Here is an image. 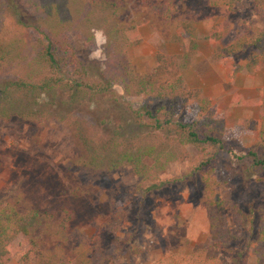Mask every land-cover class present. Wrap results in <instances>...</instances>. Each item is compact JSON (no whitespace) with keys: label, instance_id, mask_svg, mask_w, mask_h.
<instances>
[{"label":"rangeland","instance_id":"obj_1","mask_svg":"<svg viewBox=\"0 0 264 264\" xmlns=\"http://www.w3.org/2000/svg\"><path fill=\"white\" fill-rule=\"evenodd\" d=\"M175 1L174 11L165 20L150 7L142 6L139 0H123L121 17L132 18L141 38L126 51L129 62L136 73H145L153 68L155 52L178 53L180 49L171 41V33L180 34L178 21H190L201 39L198 55L181 72L183 81L188 88H198L201 96L218 109L225 128L233 131L234 141L238 138L236 144L252 145L255 137L247 140L235 130H239V124L253 132L264 127V103H257L259 89L264 86V70H242L230 79L226 68L214 61L213 45L202 37L214 23L225 20L228 31L221 40L225 44L239 31L249 32L251 27L264 29V16L252 12L251 0L238 1L232 11L211 7L208 0ZM5 2L14 18L28 26L36 24L35 17L23 5ZM77 21L73 19L72 25L76 32H82L86 24L77 25ZM91 32L94 45L89 47L83 38H78L77 52L87 77L105 82L108 64L104 63L107 59L102 47L104 36L99 28ZM243 62L240 59L239 64ZM232 93L254 104L230 105ZM65 98L64 95L53 98L54 105L49 107L76 121L77 129L90 136L109 138L114 132L129 136L143 130L135 125L130 112L142 102V97L125 94L118 86L105 93L86 95L71 106L60 104V99ZM47 99L41 97L39 105H45L42 101ZM184 105H180V112ZM70 122L48 121L39 125L15 115L0 118V199L13 202L20 213L33 209L50 214L53 228L64 215L63 208L72 211L64 234L38 235L39 248L51 255L58 251L61 258L54 262L47 257L33 261L32 254L28 253L27 264H76L78 245L83 250L89 247L107 250L113 238L126 235L132 250L115 254L109 264L241 263L235 251L239 244L220 249L208 233L202 185L197 174L191 172L202 157L200 153L186 147L189 159L171 162L158 174L159 180L166 181L164 185L142 195L129 190L135 177L128 166L95 172L80 165L85 153ZM210 154L219 197L234 203L244 213L252 212L251 237H255L257 208L264 209L263 185L256 182L260 174L257 176L237 165L224 149ZM232 213L231 207L225 209L227 224L234 232L244 235L245 227L235 221ZM109 223H116L113 231L107 229ZM57 246L61 251L56 250ZM23 251H15L0 264H19L16 258ZM245 264H255L254 256L249 255Z\"/></svg>","mask_w":264,"mask_h":264},{"label":"trees","instance_id":"obj_2","mask_svg":"<svg viewBox=\"0 0 264 264\" xmlns=\"http://www.w3.org/2000/svg\"><path fill=\"white\" fill-rule=\"evenodd\" d=\"M10 1L23 5L35 17L36 24L28 26L14 18L10 6L0 0V118L15 115L39 125L48 121H71L69 124H73V133L85 153L80 165L95 172L128 166L135 177L129 190L142 195L159 190L166 181L159 180L158 174L173 161L189 159L186 147H192L202 155L191 172L197 174L202 185L208 233L214 244L220 249L239 244L235 251L240 264H245L249 255L254 256L255 264H264V209L257 208L256 235L251 237L252 212L244 213L234 203L219 197L218 183L210 165V152L224 149L237 165L257 176L260 174L256 182L263 185L261 194L264 195V127L253 132L239 124V130L235 131L247 140L254 137L255 140L248 147L236 144L238 138L234 141L233 131L225 128L218 109L201 96L198 88L185 85L181 72L198 55L201 39L190 21H178L180 34L171 33V41L180 49L178 53L155 52L153 68L136 73L126 51L141 38L132 18L121 17L123 0ZM139 1L165 20L176 3L174 0ZM238 1L208 0V3L211 7L232 11ZM251 3L252 12L264 16V0H251ZM75 18L79 20L77 25L86 24L82 32L74 29L72 20ZM93 28H99L104 36L102 47L107 57L104 63L108 64L104 71L105 82L91 81L87 77L86 67L77 52L78 38H83L89 47L94 45ZM227 31L226 21L222 20L214 23L202 39L213 45V59L226 68L229 78L242 70H264V29L251 27L249 32L239 31L221 44ZM240 59L244 61L241 64ZM113 86L120 87L125 94L142 97V102L130 109L133 122L143 129L141 133L120 136L114 132L109 138H96L78 130L77 122L66 114L49 107L58 96H66L60 99L61 105L71 106L86 95L105 93ZM41 97L48 98L42 101L46 106L39 105ZM261 102L264 103V86L259 89L257 103ZM247 103L252 102L232 93L230 105ZM182 104L186 105L180 112ZM228 207L235 221L245 227L244 235L234 232L227 224L225 209ZM62 214L59 224L53 228L50 214L33 209L20 213L13 202L0 199V263L15 251L24 249L16 258L19 264H27L28 253L32 254L33 261L46 260V257L51 262L58 261L61 258L58 251L51 255L39 248L38 235L64 234L72 211L63 208ZM115 224L109 223L111 227L107 229L113 231ZM16 238L19 240L13 244ZM130 242L126 235L113 238L107 250L90 247L83 250L78 245L76 264H109L115 254L132 250ZM57 247L56 250L61 251L60 246ZM152 264L171 263L156 261Z\"/></svg>","mask_w":264,"mask_h":264}]
</instances>
